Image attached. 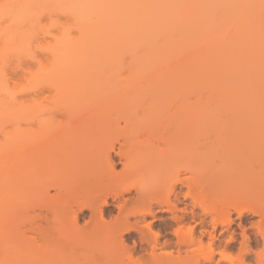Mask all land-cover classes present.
Here are the masks:
<instances>
[{"label":"bare ground","instance_id":"obj_1","mask_svg":"<svg viewBox=\"0 0 264 264\" xmlns=\"http://www.w3.org/2000/svg\"><path fill=\"white\" fill-rule=\"evenodd\" d=\"M82 4L96 8L98 26L89 24L95 16L83 21L90 27L80 45L113 42L112 59L136 43L144 66L158 65L154 58L180 40L174 34L196 48L148 69L151 80L99 87L86 74L74 78L71 52L59 57L66 67L46 68L20 90L17 139L0 162V230L12 227L0 236V264H264V0ZM224 44L233 53L221 65L212 59ZM212 61L258 81L245 86L236 77L241 96L215 102L205 84ZM12 212L17 221L3 227ZM234 212L257 218L243 229L238 263L227 252ZM159 213L170 215L153 229L148 218Z\"/></svg>","mask_w":264,"mask_h":264},{"label":"rangeland","instance_id":"obj_2","mask_svg":"<svg viewBox=\"0 0 264 264\" xmlns=\"http://www.w3.org/2000/svg\"><path fill=\"white\" fill-rule=\"evenodd\" d=\"M26 1L28 3H26ZM64 1L65 0H23V1L22 0L21 1L20 0H0V6H8V5L15 6L13 8L4 7L0 9V23L2 22L1 23L2 25L0 24V162H2V160L6 158L7 152L10 150V148L8 149V146L10 144L14 145L17 139L16 133L18 129L17 127H19V125H18L17 117H15V112L18 108V105L16 103L17 102L16 98L19 96L20 90L29 86L30 83L33 82L34 78L36 77V73L38 72L46 70V68L47 69L53 68V67L56 68L57 65L58 67L59 66H63V68L66 67L59 60L60 56L62 55L65 56L68 53L70 55V53L72 52L70 57L68 56V62L73 72H75L74 75H76V77L74 76V78L77 79V76H78L82 81H84L82 79L84 78V76L82 75L86 74L88 78L91 80V81L90 80L88 81L92 82L93 84H96L97 85L96 87H99L100 85L101 86L107 85L109 83H111L110 86H115V85H120V83H125L128 81H137V80L144 81L146 78H148L147 80H151L153 76L151 77V79H149L150 78L149 75L148 77L144 76V75H147L148 69L149 71H151L150 69H153V67L154 68L158 67V65H161L162 62H165V63H162V65L163 64L165 65L166 62L171 63L173 61H177L178 63L180 59L182 62L184 61L183 58L186 57L185 54L192 53L193 49L196 48L194 46L196 41H194L193 38L185 40L184 38H180L181 37L180 35L174 34V37L180 40L179 41L177 40L178 42L176 41V44L174 43V46L172 47V49L170 48L168 52L165 51V54H167V55L164 54L165 59L163 60L161 59V54L158 55L160 56L159 57L160 62H158L159 60H156L158 56L154 58V63H159L158 65H155V64L150 65L151 63L148 61L149 59H147L145 56L148 62L146 61L147 65L144 66V63H142L144 62L143 53L146 54V51L143 49L142 46H139L136 43H135L134 48L129 46L130 43L125 44V45L122 44L123 46H119L120 52H123V53L115 56L116 60L112 59L114 58V56L112 55L111 53L112 51H110L109 48H111L110 45H113L112 44L113 42L110 43L109 41L108 43V41L104 40V38H102L104 41L101 42V38H100L99 39L100 43L99 42L97 43V40L94 41L93 46L92 44H90V47H91L90 49L84 48L85 46H83V44L80 45L79 43L81 38L83 37L81 35L82 34L81 29L84 35V31L87 32L89 30L88 27H90V25L89 26L87 25L89 22L87 24L86 23L84 24L85 26L87 25L88 27L83 26V23L86 22V20L89 21L91 19L90 21L93 22L95 19V23H89V24H91L92 26H94L95 24L96 27L98 26L96 24L97 23L96 13L93 12L95 11L96 8L95 9L93 8L94 10L92 9V11H90L92 7L88 5L84 6L82 4V0H77V1L73 0L74 5L73 4L71 5V0L67 2L68 4L67 3L64 4ZM74 2H77V3H74ZM76 4L78 5V7L76 6ZM83 7L85 8V12L83 10ZM75 8L77 10H80L79 14H76L77 12L76 13L74 12L73 14L71 9H73L74 11ZM9 13L12 16V19H9L6 21L5 16L9 15ZM84 14L86 16H84ZM82 16L84 20L82 19ZM94 16L95 18L93 19ZM219 22H221V20H219ZM221 25L223 27L222 23ZM221 25L220 27L216 25V27L221 28ZM93 31L94 30H92V32ZM96 33H98V31H96ZM96 33L95 35H94V32L92 33L94 36L93 38L96 37ZM104 35L102 37H105V39H107L106 38L107 36H104ZM158 36L155 37L154 41H156L155 42L156 44L158 43L159 45H162L164 37L162 35H158ZM188 37L189 36H186V38ZM87 39L85 40L89 41V39L88 40ZM86 41L84 42L86 43ZM72 45H74L73 49H72ZM225 45L226 44L223 45L222 49L219 48L221 51L218 50L219 51L218 54L221 57L220 60L219 58H216V55L214 59L212 60H215V61H218V63H221L222 58L224 59V58L231 57L230 54L233 53V50L231 51L232 48L228 50L229 49L228 45L230 44L226 45L227 48L224 47ZM76 46L78 47L76 48ZM69 48L72 50H69ZM126 48L130 49L129 51L131 52H129L128 50L127 51L124 50ZM225 48L227 49V51L230 52L229 54L227 53V51L225 52L226 50ZM173 52H176V53H173ZM221 52L222 53L225 52V54H221ZM241 52L242 50L240 51V53ZM226 54L227 56L222 57ZM241 54L245 56L246 51L242 52ZM188 56H190V54L187 55V57ZM232 57H233V54H232ZM239 57L241 56H238V59ZM244 59L246 60L247 57L246 58L244 57ZM70 60L73 62V64L75 63L74 64L75 67L72 65ZM245 60H241V61H245ZM216 63L212 61V64H214L218 70L221 69L220 77L218 75V71L217 70L214 71L216 68H214L215 66L213 65L214 67H212L213 70L211 72L206 71L207 73L205 74V76L207 79H205L206 82L204 81L205 84L207 83L206 88H208L207 90L209 92L210 98L215 102L217 100L219 101L220 99L223 101L232 100L233 97H235V95H236V98H238L237 94L238 96H241L239 95L240 92L238 93L240 89L238 91L236 90L237 94L235 95L232 94V93H236L233 91H235L234 89L236 87L238 88V85H236V82L237 84H240L238 82V79L239 81H241V83L242 81H244L243 83L245 84V86L246 85L252 86L254 85L256 81H258L259 75H257L256 73L255 74L258 77H256L255 74L253 75L251 71L250 73H246L244 71L245 73L243 72V74H240L241 72L239 68L230 71L229 69L226 70L221 66L219 67L218 64ZM162 65L161 67H163ZM82 72H85V73L83 74ZM87 72H89L90 74L93 73L96 75L93 80L91 78L93 75L91 74L92 76H90L89 73ZM232 72L234 74H232ZM80 73L82 75H80ZM225 74L226 76H223ZM240 75L241 76L243 75L244 77H241ZM252 75L254 76V79ZM250 76L251 78H249ZM236 77L238 79H236ZM71 79L73 78L71 77ZM249 79H250V84L248 83ZM2 86L3 88L1 89ZM214 92L217 94H215ZM110 93L111 92L109 91H104L100 95H109ZM251 154L253 156L261 155L257 151H251ZM12 163L13 161L11 160L10 164ZM4 168H5L4 165L0 168V174L3 172ZM120 168L121 166L118 167V169ZM86 215H88L87 211L86 213H84L83 216H86ZM169 215H170L169 213H164V214L159 213L156 219L149 217L148 221L152 223L153 229H158L157 227L162 217H167ZM232 215H233L232 216L233 222L231 225V231H234V240L230 243L233 246V249H230L227 252L231 256V258H233L235 262L238 263L239 261H241L239 248H240V242L242 241L243 229L244 228L249 229L251 226L250 222L256 220L257 218L256 217H253L250 219L240 218L238 214L235 212ZM18 216L19 215L16 212H12L4 216L3 217V227H6V224L7 226H11L15 224V222L18 219ZM7 228L12 229V227H7ZM6 229L0 230L1 237ZM220 233L221 232L219 230L217 232L218 236L220 235ZM219 237H220L219 239L220 241L224 243L229 242L230 238L227 232H224ZM129 244L132 245V240L129 241ZM14 256H17V255H14ZM0 258H1V255H0ZM217 258H220V257L217 256ZM248 260L253 262V256L248 258ZM24 261L25 260H23V263ZM16 263L20 264L18 261H16ZM223 263L227 264L228 262H223ZM206 264H209V263H206Z\"/></svg>","mask_w":264,"mask_h":264},{"label":"snow or ice","instance_id":"obj_3","mask_svg":"<svg viewBox=\"0 0 264 264\" xmlns=\"http://www.w3.org/2000/svg\"><path fill=\"white\" fill-rule=\"evenodd\" d=\"M4 7H7V8H13V7H15V6H14V5L0 6V9H2V8H4ZM9 19H12V16H11L10 14L7 15V16H5V20H6V21L9 20ZM220 255H221V256H224V253L221 252Z\"/></svg>","mask_w":264,"mask_h":264}]
</instances>
